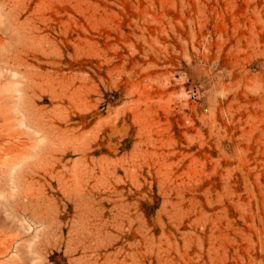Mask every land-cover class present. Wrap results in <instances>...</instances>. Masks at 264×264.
Masks as SVG:
<instances>
[{
    "label": "rangeland",
    "instance_id": "obj_1",
    "mask_svg": "<svg viewBox=\"0 0 264 264\" xmlns=\"http://www.w3.org/2000/svg\"><path fill=\"white\" fill-rule=\"evenodd\" d=\"M0 264H264V0H0Z\"/></svg>",
    "mask_w": 264,
    "mask_h": 264
}]
</instances>
